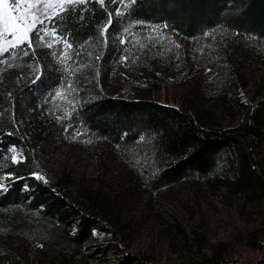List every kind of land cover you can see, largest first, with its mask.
I'll use <instances>...</instances> for the list:
<instances>
[{
  "label": "rangeland",
  "instance_id": "1",
  "mask_svg": "<svg viewBox=\"0 0 264 264\" xmlns=\"http://www.w3.org/2000/svg\"><path fill=\"white\" fill-rule=\"evenodd\" d=\"M115 1L123 15L111 16L103 55L110 54L99 68L87 64L88 60L78 68L69 61L71 55L62 43L47 46L51 41L47 36L43 44L35 45L34 53L29 50L28 57H9L8 65L13 66L0 64V109L7 104L15 110L17 96L10 87L32 85L35 93L43 94L39 105L43 115L47 118L56 111L57 119L65 120L60 134L54 132L34 151L36 173L47 183L65 186L66 182L68 190L99 197L108 214L115 215L116 224L96 227L71 264H188L200 261L212 246L219 245L227 250L229 262L264 260V202L254 191L233 194L231 187L212 186L195 177L170 187L146 189L131 170L132 158L125 160L119 146L91 137L79 124L71 126L69 99L79 98L67 97L56 88L79 79L87 107L105 98L185 107L202 128L228 131L244 120L248 110L253 115L260 101L264 40L230 30L220 38L206 32L186 38L167 24L134 21L128 14L135 2ZM225 49L229 51L223 54ZM36 55L42 56L40 61L25 62ZM21 63H27L26 75L20 70L14 74ZM7 153L10 159L16 155L17 161L23 160L18 149ZM7 156L0 155L1 165ZM253 157L264 173V147L256 146ZM133 159L140 162L137 156ZM70 230L74 231L73 224ZM12 236L8 249L14 264H50L42 258L40 246ZM0 264H7L1 255Z\"/></svg>",
  "mask_w": 264,
  "mask_h": 264
},
{
  "label": "trees",
  "instance_id": "2",
  "mask_svg": "<svg viewBox=\"0 0 264 264\" xmlns=\"http://www.w3.org/2000/svg\"><path fill=\"white\" fill-rule=\"evenodd\" d=\"M84 7L80 5L77 10L65 13L58 28L61 34H68L73 45L67 49L71 55L69 61L79 68L81 64L85 67L84 61L88 60L87 64L99 68L110 54L103 55L107 45L101 37V28L109 21V13L114 15L119 10V3L105 0V6H101L90 0L81 18L79 9ZM128 15L143 24H167L186 38L204 32L220 38L230 30L264 40V0H135ZM111 29L112 23L109 33ZM228 51L223 50V54ZM36 56L25 62L40 61L42 56ZM26 65L21 63L14 74L20 70L26 75ZM73 81L71 88L56 87L67 97L79 98L69 99L71 126L79 124L91 137L111 140L119 146L125 160L132 158L135 166L131 170L146 189L170 187L195 177L212 186L231 187L233 194L252 190L264 202V173L253 157L256 146L264 147V88L257 95L260 101L253 115L248 110L237 127L216 131L202 128L185 107L109 98L98 99L87 107L82 81ZM9 89L16 93L17 102L15 110L7 104L0 109V155L7 156L14 146L22 152L23 160L12 163L7 156L4 165L0 164V170L4 168L0 175H12L10 182L4 180L8 190L0 191V255L7 264H14L8 238L16 235L40 246L41 256L48 263L71 264L81 255L93 230L107 227L106 222L114 223L115 215L112 211L108 214L106 204L99 197L68 190L66 182L61 186L34 178V151L54 132L60 134L65 120H58L60 115L53 114L56 111L47 118L43 115L39 106L43 94L35 93L32 85ZM136 141L141 144L137 145ZM129 150L134 154L127 155ZM133 156L140 158V162ZM72 224L74 231L70 230ZM222 246H212L208 255L188 264H237L228 261L227 250H222ZM255 264H264V260Z\"/></svg>",
  "mask_w": 264,
  "mask_h": 264
},
{
  "label": "snow or ice",
  "instance_id": "3",
  "mask_svg": "<svg viewBox=\"0 0 264 264\" xmlns=\"http://www.w3.org/2000/svg\"><path fill=\"white\" fill-rule=\"evenodd\" d=\"M94 2L105 6V0H94ZM131 2L134 3L135 0H131ZM89 3L90 0H0V64L8 65L9 57L13 59L17 58L18 55L28 57L29 50L34 53L35 45L37 43L43 44L46 36L51 37L48 47H51L53 43H63L65 49L72 48L73 45L69 43L68 34L60 33L58 22L63 21L65 13L77 10V6L80 5H85L84 8L79 9L80 16L83 18ZM112 15L113 13L110 12L109 21L101 28V37L105 44L109 39ZM115 15L119 16L123 13L116 11ZM125 31L127 32V29ZM121 43H127V41L122 40ZM121 59L126 61L128 58L122 57ZM68 87L71 88V85ZM59 95L61 93L57 92V96ZM9 151L16 153L17 148L13 146ZM11 160L13 163L19 162L16 155H13ZM33 176L37 181L47 183L42 174L33 173ZM5 179L10 182L11 173L5 177H0V181ZM8 187V184L0 182V191H7Z\"/></svg>",
  "mask_w": 264,
  "mask_h": 264
}]
</instances>
